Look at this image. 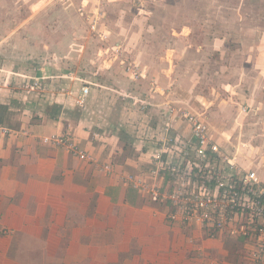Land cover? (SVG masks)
I'll list each match as a JSON object with an SVG mask.
<instances>
[{
    "label": "crops",
    "instance_id": "0c3cea01",
    "mask_svg": "<svg viewBox=\"0 0 264 264\" xmlns=\"http://www.w3.org/2000/svg\"><path fill=\"white\" fill-rule=\"evenodd\" d=\"M62 25L68 31L71 20H64ZM67 33L61 36L62 40L74 38ZM260 36L259 43L253 46H257L254 64L242 68L245 84L238 92L241 99L235 96L208 99L200 95L196 102L212 126L214 139L234 154L244 168L256 170L264 182V33ZM143 38L148 42L159 36L150 33ZM117 39L135 41L138 36L134 32L127 39ZM145 48L146 44L144 52H140L143 60L159 64L156 56L159 49L153 46L149 49L148 44ZM158 66H150L151 71L156 73ZM53 68L50 75L56 72L61 78L71 75L81 79V85L72 89L71 97L63 92L64 83L55 87L46 100L35 97L36 93L30 96L8 84L0 85V102L9 106L8 118L0 125V264H234L243 261L240 254L239 260L237 257L229 260L224 240H235L239 249L236 248L244 249L234 238L224 235H218V239L207 238L194 227L203 244L190 245L187 237L197 231L169 222L168 203L156 199L148 185L141 187L130 179L132 174L149 180L151 185L154 181L161 183L162 176L156 178L150 170L156 166L155 155L160 150V144L152 141L153 135L164 125L169 124L172 133L190 136L189 125L170 109L177 102L172 100L177 98L168 99L171 86L166 81L161 86L153 85L158 93L154 92L150 101L138 98L147 100L148 105L144 107L143 103L137 104L139 100L133 90H130L131 99H106L103 97L104 87L109 86L106 82L95 83L102 87L96 96L94 87L78 70ZM46 69L41 66L32 76L47 78ZM104 69L100 67L98 72L112 73L109 68ZM237 69L240 68L232 66L227 76L235 75ZM162 72L171 77L173 71L163 68ZM136 80L132 79L133 88ZM84 84L90 89L84 103H80ZM2 93L7 96L3 97ZM178 99L186 104L183 98ZM127 104L134 105L135 117L131 118L125 111ZM77 105L81 106L79 112L75 111ZM101 107L103 113L99 112ZM145 132L147 136L143 135ZM61 133L70 135L85 150L86 157L46 139ZM224 248L225 253L220 257Z\"/></svg>",
    "mask_w": 264,
    "mask_h": 264
},
{
    "label": "rangeland",
    "instance_id": "374dc122",
    "mask_svg": "<svg viewBox=\"0 0 264 264\" xmlns=\"http://www.w3.org/2000/svg\"><path fill=\"white\" fill-rule=\"evenodd\" d=\"M68 19L71 29L66 31L62 23ZM93 24L97 26L92 28ZM67 32L74 36L72 40L61 39ZM134 32L138 40L127 39ZM150 33L159 39L145 42L143 36ZM263 33L264 0H0V85L8 84L30 96L36 93L35 97L46 100L55 87L64 83L61 88L71 97L72 89L81 85V79L71 75L61 78L56 72L49 74L52 67L54 70L59 67L57 71L69 68L71 72L78 70L89 81L96 96L102 87L95 83L106 82L109 85L104 87L106 99H131L133 90L134 97L140 101L137 104L144 106L154 92L158 93L153 85L161 86L166 81L171 86L168 99L177 98L172 99L177 102L171 110L185 109L189 115L206 118L196 102L200 95L208 99L212 96L241 99L238 92L245 84L242 68L254 64L257 46H253L259 43ZM117 37L127 40L123 42ZM145 44V49L147 44L149 49L152 46L159 49L156 54L159 64L143 60L140 52H144ZM157 65L154 73L150 66ZM41 66L47 68L49 76L44 78V89L27 92V83ZM232 66L240 69L228 77ZM100 67L109 68L112 73L100 74ZM132 68L139 69L141 75L136 76ZM163 68L172 69V76L165 75ZM132 77L137 78L135 88ZM77 106L75 111L79 112L81 106ZM133 106H125L131 118L137 113ZM181 118L187 125V118ZM153 138L158 143V132ZM192 230L197 231L194 227ZM198 233L187 237L190 245L203 244ZM224 236L233 238L228 232ZM224 244L229 260L234 257L239 260L244 255V249L238 250L235 240H224ZM223 253L225 248L220 257Z\"/></svg>",
    "mask_w": 264,
    "mask_h": 264
},
{
    "label": "built area",
    "instance_id": "2783aa9c",
    "mask_svg": "<svg viewBox=\"0 0 264 264\" xmlns=\"http://www.w3.org/2000/svg\"><path fill=\"white\" fill-rule=\"evenodd\" d=\"M132 71L140 75L139 70ZM31 78L28 92L44 89L45 76ZM89 89L87 84L82 86L80 103H84ZM172 110L177 111L178 118H187L190 136L172 133L171 126L164 125L158 132L156 166L150 170L156 178L162 176L161 183L154 181L151 185L149 180L132 174L130 179L141 187L148 185L156 199L168 203L169 222L197 227L205 237L228 232L239 240L244 245V258L234 264H264V182L260 174L244 168L234 154L221 147L206 118L189 115L185 109ZM46 139L82 158L87 155L68 134H53ZM106 167L110 170L109 165Z\"/></svg>",
    "mask_w": 264,
    "mask_h": 264
},
{
    "label": "trees",
    "instance_id": "16d2710c",
    "mask_svg": "<svg viewBox=\"0 0 264 264\" xmlns=\"http://www.w3.org/2000/svg\"><path fill=\"white\" fill-rule=\"evenodd\" d=\"M9 115V106L6 103L0 102V125L6 122V119ZM50 264H58V263H50ZM63 264V263H59Z\"/></svg>",
    "mask_w": 264,
    "mask_h": 264
}]
</instances>
